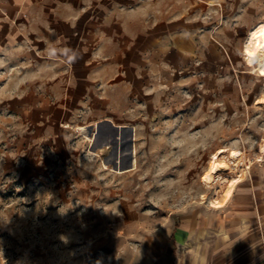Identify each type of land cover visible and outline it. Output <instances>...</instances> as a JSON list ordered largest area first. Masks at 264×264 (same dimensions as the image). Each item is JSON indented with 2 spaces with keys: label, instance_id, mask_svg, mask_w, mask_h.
I'll return each instance as SVG.
<instances>
[{
  "label": "rangeland",
  "instance_id": "374dc122",
  "mask_svg": "<svg viewBox=\"0 0 264 264\" xmlns=\"http://www.w3.org/2000/svg\"><path fill=\"white\" fill-rule=\"evenodd\" d=\"M244 37L217 72L170 68L117 122L66 126L69 158H23L18 116L0 114V264H215L231 213L210 207L211 155L240 152L238 184L264 206V79L243 60ZM181 222L195 226L185 248Z\"/></svg>",
  "mask_w": 264,
  "mask_h": 264
},
{
  "label": "crops",
  "instance_id": "0c3cea01",
  "mask_svg": "<svg viewBox=\"0 0 264 264\" xmlns=\"http://www.w3.org/2000/svg\"><path fill=\"white\" fill-rule=\"evenodd\" d=\"M255 1L250 14L251 0H0V114L18 116L23 158H69L66 126L117 122L170 68L226 66L231 37L264 22ZM253 195L241 182L224 206L230 238L215 264H264ZM194 228L176 227L182 248Z\"/></svg>",
  "mask_w": 264,
  "mask_h": 264
},
{
  "label": "bare ground",
  "instance_id": "6f19581e",
  "mask_svg": "<svg viewBox=\"0 0 264 264\" xmlns=\"http://www.w3.org/2000/svg\"><path fill=\"white\" fill-rule=\"evenodd\" d=\"M242 54L247 66L251 67L255 62H258L255 72L262 76L264 74V70H262V66H264V22L255 24L247 32L242 45ZM255 105L264 109V98L257 99ZM259 158V160H264V137L259 146ZM241 159L244 160L241 158V153L237 151L232 152L229 160L223 156L221 151L211 155L201 179L206 187H214V194L210 201L211 208L222 209L224 207L236 185L241 181L239 174L248 170L247 164L241 168L243 166Z\"/></svg>",
  "mask_w": 264,
  "mask_h": 264
},
{
  "label": "built area",
  "instance_id": "2783aa9c",
  "mask_svg": "<svg viewBox=\"0 0 264 264\" xmlns=\"http://www.w3.org/2000/svg\"><path fill=\"white\" fill-rule=\"evenodd\" d=\"M257 66H258V62H255L254 64H253V66H251V68L253 69V72L257 75V72H255V70H256V68H257ZM259 77H261V78H263L264 79V74L262 75V76H259Z\"/></svg>",
  "mask_w": 264,
  "mask_h": 264
},
{
  "label": "clouds",
  "instance_id": "9594fccd",
  "mask_svg": "<svg viewBox=\"0 0 264 264\" xmlns=\"http://www.w3.org/2000/svg\"><path fill=\"white\" fill-rule=\"evenodd\" d=\"M262 70H264V66H262Z\"/></svg>",
  "mask_w": 264,
  "mask_h": 264
}]
</instances>
